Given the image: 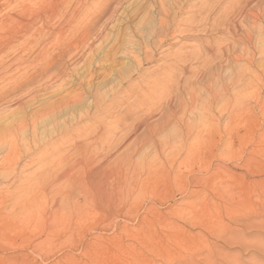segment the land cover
I'll list each match as a JSON object with an SVG mask.
<instances>
[{"label":"rangeland","instance_id":"obj_1","mask_svg":"<svg viewBox=\"0 0 264 264\" xmlns=\"http://www.w3.org/2000/svg\"><path fill=\"white\" fill-rule=\"evenodd\" d=\"M34 1L0 0V21L5 22L0 25V137L24 118L29 148L26 152L19 142L17 166H4L0 176V264H264V104L255 107L251 100L258 95L264 101V0H248L253 12L262 5V17L254 22L238 18L240 23L234 18L238 32L230 35L215 33L210 25H185V17L203 1L185 0L186 8L176 21L181 24L172 26L160 44L161 37L150 34L157 26L159 0ZM169 1L174 3L172 19L178 3ZM210 38L218 41L217 47L229 45L231 50L206 68L192 57ZM174 53L187 56L185 62H177ZM33 55L31 70L38 82L7 97L12 86L3 87L4 83L25 71L24 60ZM248 62L262 78L247 86L252 95L250 105L238 109L245 113L243 118L231 119L226 126L215 118L204 121L200 111L206 94L197 88L194 107L175 108L178 116L183 113L182 123L165 122L153 136L146 128L158 125L163 114L158 107L164 106L157 102L158 109H149L150 104L141 109L136 102L129 109L115 108L120 138L115 161L103 174L115 178L114 205L106 209L97 199L84 203L78 198L80 207H71L80 184L89 181L87 171L97 168L109 149L104 146L81 167L74 162L82 154L72 153L71 144H65L61 153L69 149L71 157L47 169L57 159L52 149L60 145L51 141L67 127L89 122L97 100L103 98V116L118 89L120 95L129 94L132 86L159 80L169 67L177 69L175 79L187 70L186 80L191 76L188 81L204 86L207 75L227 81ZM75 94L80 98L74 101ZM232 106L231 102L227 110L234 112ZM137 124L142 129L133 132ZM68 170L69 179L55 178Z\"/></svg>","mask_w":264,"mask_h":264},{"label":"bare ground","instance_id":"obj_2","mask_svg":"<svg viewBox=\"0 0 264 264\" xmlns=\"http://www.w3.org/2000/svg\"><path fill=\"white\" fill-rule=\"evenodd\" d=\"M186 1L184 0L182 2H179L178 0H173V2H177L178 3V7H177V10L173 13L172 19H169V14H170L171 9H172L171 7H173L172 5L174 3L171 4L172 1H169V0H159L158 4L156 3L157 4V7H156L157 9L156 10L158 11L157 12L158 16H157V19H156L157 20V26H155L154 31L156 29L158 32H157V34H154V31H152L150 34L151 35H158L157 37H161L158 40L159 44L164 41V38H166V36L170 32V30L172 29V26H174L175 24L179 26L181 24V22L177 23L176 21H177V17L180 16V14L183 15V8H186V7H184L186 5ZM210 2H212V3H210ZM214 3H215L214 0H203L199 4V6L195 5L196 3L193 4L194 6H197L195 9H193V13L190 14V16L185 17L184 21L182 20L183 18L181 17L182 18L181 20L187 26H191L192 27V24L194 22L196 23V25H201V26L210 25L211 29L213 31H215V33L218 32L219 34H223V35L224 34H229L230 35V34H235L236 32H238L236 30V25H234V23H233V19L234 18H237V19L238 18H240V19L241 18L242 19L250 18V19H252V22H254L257 19H259V16L262 14V7H261L262 5L260 6L257 3L258 5L255 6L256 10H255V12H253V10L251 8L250 9L248 8V3H249L248 0H220V2H218V0H217V3L216 4H214ZM17 5H14V7L17 6ZM21 5H22V3H21ZM220 6H222L221 7L222 8L221 11L217 9ZM252 7H253V5H252ZM217 10L220 11V13H216ZM213 12L216 13L217 16H213L212 17V13ZM155 15H157V14H155ZM262 15H264V14H262ZM260 17H262V16H260ZM4 18L5 17H3V19ZM1 20H2V18H1ZM181 20H179V21H181ZM0 22H1L0 25L4 26L3 25L4 21H0ZM239 23H240V20H239ZM153 24H156V23H153ZM8 25H9V23H8ZM2 26H0V27L2 28ZM175 27H177V26H175ZM196 27H198V26H196ZM183 29H184V27H183ZM183 29H180V31H182ZM177 30H179V29H177ZM98 32H99V30H98ZM146 37L147 36L145 34V38ZM246 37H248V36H246ZM128 39L130 40V38H128ZM211 39L212 38H210V41H205L206 43L203 42L204 44L199 47L198 52L195 53V55L193 54L194 56L192 57V60L195 59L196 61H198V59H199L200 62H198V63L200 65H202V67H206L205 65H208L207 63L208 62L210 63L211 60H215V59H217L219 57L223 58L222 56L225 54L224 52L228 51V53H229V50H231L228 47L229 45L225 46V48L217 47L218 41L217 42H216V40L215 41H211ZM248 40H249V38H248ZM9 41L11 42V40H9ZM242 41H243L242 43H244L245 39H243ZM14 42H16V41H14ZM2 43H4V41ZM129 43H130V41H129ZM132 43H135V42H133V40H132ZM130 45H131V43H130ZM138 45H140V44H138ZM220 45L221 44H219V46ZM222 46H223V44H222ZM29 47H30V45H29ZM32 47H30V48H32ZM240 47L242 49V50L240 49V52L242 51L241 53L244 54L245 51H246L245 49H243L244 46L243 47L240 46ZM5 48H7V46ZM5 48H3V49H5ZM143 48L148 49V45H145V47H143ZM34 51H35V49H31V53L30 54L32 55ZM144 52H142V53H144ZM147 53H149V52H147ZM231 53H232V51H231ZM233 54H234V51H233ZM233 54H231V57L235 55V54L234 55ZM245 54H247V53H245ZM133 55H135V54H133ZM174 55H175L174 59L177 62H180V61L182 62L187 57V56H184L185 57L184 58L180 54L176 55V53H174ZM190 55L192 56V53H190ZM190 55H189V57H191ZM35 56L31 57L30 60H26V59L24 60L25 63H26V66H25L26 70L25 71L22 70L23 72H21L20 75L15 76L11 80L9 78V80H7L4 83L3 87L12 86L10 92L6 95L7 97L15 96V95L21 93L24 90H30V87L33 86V84L36 83V81L38 82V80H36V78H35V75H33L34 73L32 74V70H31V68L35 67V65H33L34 64V60H35ZM236 56H238V58H239L240 55L236 54L234 56V58ZM250 56L252 57L251 54H250ZM189 59H191V58H189ZM137 60H138V58H137ZM175 60H173V61H175ZM233 60H235V59H233ZM250 60H252V59H250ZM140 62L141 61H139V63ZM178 65H180V64H178ZM244 65H245V63H244ZM250 65L251 64L248 62V64H246V66H243V67L239 68L237 71L234 72V74H232V77L229 80L227 79V81L224 80L225 79L224 77H223L224 79H221L219 77L221 75H219L217 77H213L212 74L211 75H207V78L204 77L207 80L205 82L204 86H201L199 84L197 85V83L194 82V81H188V79L191 78L190 75H189L190 78H188L186 80V78L184 76L189 73V72H187V70H183V71L181 70V72L184 74V76L181 79L180 78L178 80L175 79L174 78L175 74L178 73V72H176L177 69L175 70V72H176L175 73L174 70L171 69V67H169V70L167 72L164 71L163 75L161 76L162 78L160 77L161 79L160 78H159V80H154L153 79L154 81L151 80L152 81V82H150L151 84L146 83V84H144L142 86H138L139 88L138 87L134 88V86H132L133 88H130V93L129 94H126L127 92H125V95L124 94L120 95V90L118 89L115 92L116 95H114L113 97H110V99H109V103H108L109 112H107V114L105 113V115H103V116H100L101 113L105 112V111L102 112V108H103L102 107V100H103V98L101 97V99L97 100V102L95 103L94 108H92V109L95 110L94 111L95 113L93 112L94 114L89 117L90 118L89 122L83 123L81 126L77 125L75 127H72L71 129H69L67 127L66 129H64L61 132H59L58 135H55L54 137L52 136L53 138H52L51 142L53 143L55 141H60V145L58 147H55V148L52 149V153H57V156H56L57 159H55V160L53 159L52 161H50V163L47 164L46 168L50 169V167L52 165H54V163H56V162L57 163H62L63 161L69 159V156L71 157L72 153H76V152L82 154L83 156L80 155L78 160H76V162H74V163L80 165L81 167H85V166L88 165V163H90L89 161H91L94 158H96L94 156V154L99 156L101 149H103L104 146H107L108 149H109V156L108 157L104 156L103 158H101V163L98 164L97 168L87 171L88 176H89V178H88L89 181L85 180L86 182H84V183L82 182V184H80V187H79L80 189H78L75 192L74 197L72 199L71 207L74 210L78 209L80 207V202H79L78 198H81L84 203H88V201H91L92 199L93 200L97 199V200L100 201V204H102L104 208L111 209L113 207V205H114V202H115L114 200H115V197H116L115 178H114V176H111V175H109V176L107 175V177H105L103 174L105 173L106 168L111 166L114 163V161H115L114 151L117 148L116 140H118V136L120 134L119 133L120 129L117 130L116 119H114L115 114H116L115 108H120L121 107V108H124V109H129L128 107H130L131 104H134L136 102H139L140 103L139 105H141V106L142 105L144 106L145 104L147 106V104H150V105H148L149 109L153 108L155 104L158 105V103L160 105L164 106L165 107L164 110L161 109V106L158 107V108H160V111H163L162 116L160 118L158 117L159 119L156 118V119H158V121H157L158 125H151L148 128H146V132L148 134L150 133L149 135L152 134V136H153V132L156 131V129L159 128L158 126L162 127V125H164L165 122H168V121H171L172 119H174V121H175L174 123H182V121L184 120V119H182L183 113L180 114V116H178L177 113L175 112V108L177 106H181V107H183L186 110V109H188V107H190V108L194 107L198 103V95L199 94H198L197 91H195L196 88H197L200 91L205 92L204 94H206L205 95L206 100L204 102L203 99H202V102H201V107L202 108L200 107L201 108V111H200L201 112V116L203 117L204 121H211V119L215 118L216 120L221 121L223 123V126H226V123H228L231 119H234V120L239 119V120H241L243 118L245 113L241 112V111H238V109L246 108L245 107L246 105L247 106L250 105V102L247 101L248 100V96L250 95V93L248 92L249 89H248L247 86L252 81L260 80L262 78L261 74H259L258 72L254 71V70H252L250 68ZM9 66H11V64ZM167 66H166V70H167ZM176 67H178V66H176ZM183 67H185V65ZM199 67H201V66H199ZM20 69H22V68H20ZM208 69H210V68H208ZM29 70H31V71H29ZM196 70H198V69H196ZM190 73H192V72H190ZM199 73H200V71H199ZM3 76L4 75H2V77ZM201 76H203V74ZM178 77H180V76L178 75ZM205 79H204V81H205ZM194 80L196 81V78ZM197 82H198V80H197ZM201 82H198V83H201ZM141 84H143V82ZM202 85H203V83H202ZM254 92H255V90L251 91V93H254ZM183 94H185L187 96V99L183 96ZM259 97H261V96H258V95L255 96V97L252 96V99H251V100H253L252 101L253 102L252 106L260 107V105L264 104V101H262V98H259ZM79 98H80L79 94H75L73 96V100L74 101L78 100ZM157 98H158V100L156 101ZM160 99L164 100L163 103L159 102ZM147 101H148V103H146ZM172 102H173L174 105L171 104ZM218 102H219V104H218ZM231 102L234 105V106H232L234 108V112L227 110V108L229 107ZM216 104H218L217 110H218V108L220 109V111H218L219 112V116H215V111L216 110H214V108H215ZM156 105H155V108H157ZM243 105H245V106H243ZM143 106L140 107V108L142 109ZM57 107H59V106H57ZM106 107H107V105H106ZM138 108H139V106L137 107V109ZM178 108H180V107H178ZM190 108H189V111H191ZM104 109H106V108H104ZM133 111H137V110H133ZM133 111H131V113ZM153 112H150V113H153ZM88 114L89 113H86V118H87V116H89ZM146 115L148 116L149 114L146 113ZM104 120H106V121H104ZM30 122L32 124L35 123V119H32V121H30ZM26 124H27V121L24 120V118H23L20 121H18L16 125L11 126L9 129H7L4 132V135L0 137V176H2L1 174H2V169L5 168L4 166H6V165H8V166H17V164H18V154H19V149H18V143L19 142H21V143H23L25 145L26 152L29 151V148L27 146V143L25 142V137H24V131L26 129V127H25ZM144 124L147 125V122L144 121ZM154 124H155V122H154ZM137 125L133 127V132H135L137 129H139L141 124L138 125V126ZM144 128H145V126H144ZM140 129H142V128H140ZM128 131H129L128 128H126L125 132H128ZM191 131H193V130H191ZM208 131L211 133L210 129H208ZM144 132H143V134H145ZM139 136H140V134H139ZM141 137H142V135H141ZM119 138H120V136H119ZM69 143L72 146V149H71L72 153L67 152L69 149L66 150V152L63 151L61 153V149L60 148L62 147V145L69 144ZM62 150H63V147H62ZM32 159L33 158L29 159V162H27V163L32 162L33 161ZM42 159H44V158H41V160ZM27 163H26V165H27ZM70 170L72 172V169H70ZM70 170L66 171V173H63L61 175H56L55 178L58 179V178H61V177L65 176L66 179H69L70 175L72 174L70 172ZM32 191H33L32 187L28 189V195L29 196L32 195V193H31Z\"/></svg>","mask_w":264,"mask_h":264}]
</instances>
